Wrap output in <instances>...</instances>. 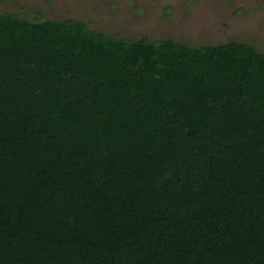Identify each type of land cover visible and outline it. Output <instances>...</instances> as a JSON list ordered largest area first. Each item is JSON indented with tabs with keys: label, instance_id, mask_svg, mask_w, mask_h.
<instances>
[{
	"label": "trees",
	"instance_id": "1",
	"mask_svg": "<svg viewBox=\"0 0 264 264\" xmlns=\"http://www.w3.org/2000/svg\"><path fill=\"white\" fill-rule=\"evenodd\" d=\"M0 264H264V54L0 15Z\"/></svg>",
	"mask_w": 264,
	"mask_h": 264
},
{
	"label": "rangeland",
	"instance_id": "2",
	"mask_svg": "<svg viewBox=\"0 0 264 264\" xmlns=\"http://www.w3.org/2000/svg\"><path fill=\"white\" fill-rule=\"evenodd\" d=\"M0 15L84 22L126 41L170 39L192 48L236 41L264 54V0H0Z\"/></svg>",
	"mask_w": 264,
	"mask_h": 264
}]
</instances>
